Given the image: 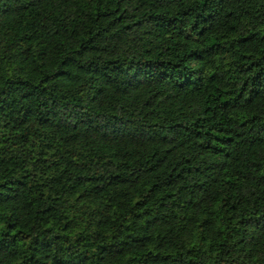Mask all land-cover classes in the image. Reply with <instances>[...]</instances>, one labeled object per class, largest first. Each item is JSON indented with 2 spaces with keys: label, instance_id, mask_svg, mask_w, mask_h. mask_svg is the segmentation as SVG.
<instances>
[{
  "label": "trees",
  "instance_id": "obj_1",
  "mask_svg": "<svg viewBox=\"0 0 264 264\" xmlns=\"http://www.w3.org/2000/svg\"><path fill=\"white\" fill-rule=\"evenodd\" d=\"M0 264H264V0H0Z\"/></svg>",
  "mask_w": 264,
  "mask_h": 264
}]
</instances>
